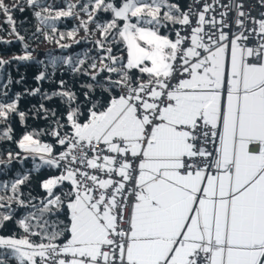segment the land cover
Segmentation results:
<instances>
[{
	"label": "snow or ice",
	"instance_id": "snow-or-ice-1",
	"mask_svg": "<svg viewBox=\"0 0 264 264\" xmlns=\"http://www.w3.org/2000/svg\"><path fill=\"white\" fill-rule=\"evenodd\" d=\"M0 17L37 85L0 82V264H264V0H0ZM41 41L84 50L45 60Z\"/></svg>",
	"mask_w": 264,
	"mask_h": 264
},
{
	"label": "trees",
	"instance_id": "trees-1",
	"mask_svg": "<svg viewBox=\"0 0 264 264\" xmlns=\"http://www.w3.org/2000/svg\"><path fill=\"white\" fill-rule=\"evenodd\" d=\"M15 0H7V3L11 5L14 3ZM15 19L17 21V26L21 30V34L27 35L23 29L28 28L29 31H34V25L35 21L31 18V15L29 12H25L23 14L16 12L14 13ZM27 18L30 23H25L21 26L20 21L25 20ZM72 21H68L67 26L71 27ZM59 27L63 28L64 25L60 24L58 25ZM0 29H3L0 31V58L5 59V60H12V57L15 55H20L21 54V47L22 45L20 44L19 41L15 39L14 36L9 35V28L8 25L4 23L3 18L0 17ZM80 36H83L84 33L81 31L79 33ZM4 41H12L11 44H6ZM29 43L32 44V47H36V42L34 41H29ZM47 49H53L54 51L52 52V55H68V54H75L76 52H82L84 50L83 46H77L73 45V50H60L56 47L55 44H48L47 42L41 41L39 43V47L37 48V52L41 53L40 58L47 60V57L43 55V53ZM37 52H34L33 55H37ZM35 69L33 67L27 66L24 62L17 63L16 61L12 60V63L9 65H5L3 69H0V82H3L7 79L8 75H11L13 81L20 79L21 75H24L25 79L27 80V84L30 87H36V82L34 81L33 74H34ZM70 73L65 74L64 78L68 81L69 84L72 83L71 78H70ZM60 73H57V78H59ZM58 87V85H51L48 82H42L41 84V90H47L49 92L55 90V88ZM12 91H23V86L22 85H17L13 83L12 85ZM55 99V98H54ZM41 102V97L39 95L35 97H23L19 101V107L21 110L28 111L29 109L32 108L33 105H36L38 107L39 103ZM56 103L59 101L56 100ZM46 106H54V104L49 103L45 101ZM29 121L28 123L35 126V123L31 119V113L29 112ZM40 126H43L42 124ZM16 130H19V125H16ZM5 145L0 144V148L4 147ZM0 159H3V156L0 155Z\"/></svg>",
	"mask_w": 264,
	"mask_h": 264
},
{
	"label": "built area",
	"instance_id": "built-area-1",
	"mask_svg": "<svg viewBox=\"0 0 264 264\" xmlns=\"http://www.w3.org/2000/svg\"><path fill=\"white\" fill-rule=\"evenodd\" d=\"M253 2H254V0H253ZM250 7H251V5H250Z\"/></svg>",
	"mask_w": 264,
	"mask_h": 264
}]
</instances>
